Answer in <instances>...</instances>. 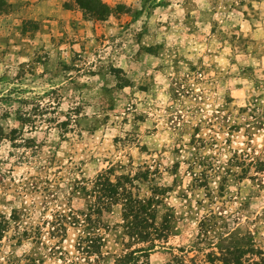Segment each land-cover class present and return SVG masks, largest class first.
I'll use <instances>...</instances> for the list:
<instances>
[{
    "label": "rangeland",
    "instance_id": "rangeland-1",
    "mask_svg": "<svg viewBox=\"0 0 264 264\" xmlns=\"http://www.w3.org/2000/svg\"><path fill=\"white\" fill-rule=\"evenodd\" d=\"M3 1L0 264H264V0Z\"/></svg>",
    "mask_w": 264,
    "mask_h": 264
},
{
    "label": "trees",
    "instance_id": "trees-1",
    "mask_svg": "<svg viewBox=\"0 0 264 264\" xmlns=\"http://www.w3.org/2000/svg\"><path fill=\"white\" fill-rule=\"evenodd\" d=\"M96 3L93 4L91 0H77V3L85 10L90 12L95 18L104 19L107 17L111 12V7L107 4L103 3L101 0H94ZM1 4H5L2 0ZM15 138H12L14 140ZM114 187V186H113ZM117 193V192H116ZM113 194V191H112ZM142 212L146 217L148 214L143 209H140L138 213ZM137 219V218H135ZM145 220V219H144ZM97 228V227H96ZM99 243L101 245L100 239Z\"/></svg>",
    "mask_w": 264,
    "mask_h": 264
}]
</instances>
